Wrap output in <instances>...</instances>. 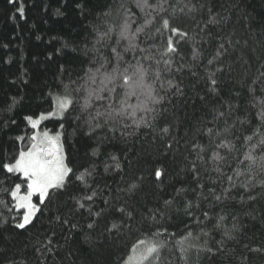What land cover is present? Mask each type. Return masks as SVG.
<instances>
[{
    "label": "trees",
    "instance_id": "1",
    "mask_svg": "<svg viewBox=\"0 0 264 264\" xmlns=\"http://www.w3.org/2000/svg\"><path fill=\"white\" fill-rule=\"evenodd\" d=\"M23 3L25 18L21 19L16 12L18 5L0 0V152L5 156L12 151L11 138L25 128L22 117L47 111L55 94L62 91L61 82L68 84L83 76L90 66L88 56L91 55H85L84 49L91 48L96 38L93 28L104 30L101 13L117 0H23ZM78 3H86L83 12L76 6ZM185 4L199 11L178 13L174 23L188 33L186 43L181 45L183 63L191 67L196 63L192 60V50L202 52L199 67L194 69L198 75L192 76L188 68L173 73L170 78L180 82L184 94L168 96L172 102L161 106L167 111L153 128L135 131L129 119L128 129L120 126L114 133L106 128L97 129L88 136L82 121L65 123V151L71 166L94 167V177L89 178L88 183L98 195L90 203L95 211H105L99 217H89L87 212L83 216H65L78 225L72 229L70 225L61 227L54 221L49 224V217L57 211L52 206L34 227L19 230L14 227L16 214L0 206V264L9 261L16 264H124L133 244L153 239L169 242L164 253L168 264H186L179 247H173L172 237L154 234L158 228H166L167 233H175L178 239L188 227L194 234H201V229L209 233L196 243L197 247H210L212 252L192 249L187 253V264H264V184L261 183L264 173L256 169L248 175L245 163L240 162L250 150L257 157L264 155L258 144L264 128L253 134L254 129L260 128L256 118L259 109L253 107V95L257 99L264 95L260 90L261 73H264V0H181L177 7ZM209 8L214 15L219 13L226 17V22L207 24ZM112 20L118 21V17L114 14ZM166 36L167 33L158 37L156 45L162 48ZM218 51L222 55L208 64ZM217 68L224 69L217 73L219 97L201 99L208 97L207 89L211 86L205 84L206 76ZM248 86L256 88V93L250 94ZM13 98L17 101L15 105ZM100 103L97 102V106ZM219 112H224L225 116L214 119ZM140 116L150 119L149 114L137 112V118ZM12 119L17 125L10 124ZM45 125L58 127L51 121H46ZM163 127L170 128L169 134L160 132ZM209 128L213 130L211 136ZM225 128H231V132L225 133ZM121 132L133 134L122 136ZM247 136H252V140L243 139ZM221 140L231 141L236 150L229 153L228 149H214V144L210 145V141L219 143ZM168 143L172 144L171 149L167 148ZM253 145L257 147L253 149ZM201 147L206 149L201 153L206 163L197 161V164L204 187L197 188L188 169ZM94 149L98 154L91 156ZM213 150L227 157V164L221 165L225 175L234 176L235 170L245 172L236 184H247V188H231L226 179L219 178L213 170ZM113 155L117 161L111 159ZM116 162L121 165L119 170L115 169ZM106 165L108 172L104 171ZM157 167L165 171L162 182L152 174ZM130 183L139 185L135 194L125 191ZM182 187L188 189L186 200L200 204L196 215L199 217L201 211H208L211 220L196 224L184 215L181 202L174 203L172 212L159 224L144 220L149 209L162 207L163 201ZM210 188L221 195L220 201L214 199L208 191ZM90 191L86 189L87 194ZM200 193L208 199L201 200ZM69 194L81 195L70 186L61 200L67 201ZM4 199L10 200L6 196ZM104 200L112 206H125L133 211L134 219L126 221L127 226L119 232L107 231L113 222L119 221L113 219ZM220 217H224L223 221ZM93 221L94 228L88 229L87 224ZM217 222L222 224L219 230L213 228ZM233 224L238 231L232 232L235 239L227 240L222 233L231 230ZM221 240L225 241L223 245L219 243ZM253 248L261 251H249Z\"/></svg>",
    "mask_w": 264,
    "mask_h": 264
},
{
    "label": "snow or ice",
    "instance_id": "2",
    "mask_svg": "<svg viewBox=\"0 0 264 264\" xmlns=\"http://www.w3.org/2000/svg\"><path fill=\"white\" fill-rule=\"evenodd\" d=\"M10 4L18 5L16 12L21 19L25 18V7L23 0H8ZM181 0L172 3L171 0H117L115 5L109 4L107 10L101 13V22L104 30L93 28L96 34L95 41L91 48H85L84 53L88 55L89 67L84 71L83 76L77 80H70L68 84L61 82L62 91L55 94L51 106L47 111L39 114H26L22 117L25 128L21 134L11 138L12 151L6 156L0 152V206H3L9 213H15L14 227L19 230H27L35 226V222L42 216L45 210L52 206L56 207V214L49 217V224L53 221L55 224L63 227L70 225L72 229L78 228V225L72 223L65 216H83L87 212L89 217H99L105 211L101 209L95 211L90 202H94L98 193L91 188L88 183L89 178L94 177V167H85L81 165L76 168L72 165L69 154L65 151V123L71 121H82L83 126L88 129L85 135L91 136L97 129L106 128L110 132H116L120 126L128 129L130 125L127 121L130 119L134 130L141 128L151 129L155 122L162 118L167 111L161 107L165 102L171 103L167 99L169 95H183L180 82H175L173 73H181L188 68L192 76H197L194 70L199 67V61L202 52L192 50L191 67L183 63L185 56L181 45L186 43L188 33L182 28L175 26V19L178 13L188 14L199 11L195 6L177 7ZM83 12L85 4L76 5ZM201 4L200 8L203 9ZM187 9V12H185ZM209 20L207 24L219 25L222 21L226 22V17L212 12L208 9ZM114 14L118 21H113ZM219 17V18H217ZM157 23L159 24L156 27ZM203 31V28L201 29ZM165 43L163 47L156 45L158 37L164 36ZM67 47V45H65ZM223 48V45H221ZM76 51V49H73ZM226 51V50H225ZM222 55L217 52L213 59L208 60V64H213ZM64 71L61 66V72ZM223 68H217L215 72L210 73L205 78V84L208 87V97H219L220 82L217 79V73H222ZM255 83V81L253 82ZM166 85V86H165ZM260 90L264 92V73H261ZM256 88L248 86V92L255 94ZM83 94L80 96L79 94ZM163 93V95L161 94ZM81 100L83 101L81 103ZM135 100V103L132 101ZM253 107L258 106L256 118L260 121V128L254 129L253 134L260 132L264 128V95L256 98L253 95ZM97 102H101L97 106ZM17 101L13 98V105ZM229 108L232 105L229 104ZM137 112L150 115L149 118L140 116L137 118ZM74 113H78L73 115ZM231 113H229L230 115ZM224 112H219L214 119L224 117ZM46 121H51L58 127L49 128L45 125ZM11 125H17V121L12 119ZM44 125V126H42ZM7 126V124H6ZM209 135H213L211 128L207 129ZM163 135L170 132L169 127L160 129ZM225 133L231 132V128H225ZM131 132H121L122 136L131 135ZM218 134V133H217ZM243 139L251 141L252 136ZM214 144V149H228L231 153L236 150L231 141L225 143L221 140L219 143L210 141ZM261 150L264 151V133L258 141ZM172 144L168 143L167 148L171 149ZM253 149L257 145L252 146ZM206 149L201 147L197 152V159L191 161L189 171L197 188H203L201 184L200 168L197 161L206 163L201 154ZM98 150L94 149L91 156H96ZM113 161H117L115 155L111 156ZM211 160L215 162L214 171L219 174L220 179H226L231 188L244 187L247 184H236V180L245 175L244 171L235 170L233 175H225L221 165L227 164V157L221 156L218 151L213 150ZM247 174L251 175L258 169L264 173V155L257 157L253 151L244 154V160ZM121 165L116 162L115 169L119 170ZM105 172L109 171V166H105ZM152 174L157 181L163 180L165 171L162 168H154ZM78 182V183H74ZM264 184V180L261 181ZM73 187L81 195L69 194L67 201H62L69 187ZM139 185L130 183L125 190L129 194H135ZM91 190L90 194L86 193ZM196 191V189H192ZM216 201L221 200V195H216L214 189H208ZM225 191H228L227 189ZM188 189H175L174 195L163 201V206L155 209H149L148 215L144 220L153 224H159L165 220L172 212L173 204L181 202L183 213L198 225L204 224L212 218L208 211H201L200 216L196 212L200 210V204H194L191 200H186ZM9 197L10 200L4 199ZM201 200H207L208 197L200 193ZM255 199V197H250ZM103 203L111 209V215L114 220L111 228L107 231L119 232L122 227L127 226L126 221L134 219V213L127 210L125 206H112L108 200ZM66 209V211H65ZM202 217V219H201ZM223 221L224 217L219 218ZM7 222V221H5ZM220 222L214 223L213 228L221 229ZM88 229L94 228V221L87 224ZM238 231L237 226L233 224L231 230H224L222 235L227 240H233L235 237L232 232ZM56 233L53 231V235ZM169 235L174 239L173 247L178 246L182 253V258L187 264V253L196 249L197 251L212 252L210 247H197V241L201 236H208L209 233L201 229V234H194L190 227L178 239L175 233H167V229H157L155 236L163 237ZM87 241V237L85 238ZM51 243V240L48 241ZM168 243L165 240L153 239L151 241L139 240L132 245L130 254L124 264H168L164 253L168 250ZM221 245L224 240L219 242ZM247 247V246H246ZM219 251V249H218ZM249 251L259 252L261 249L253 248ZM8 264H16L15 261H9Z\"/></svg>",
    "mask_w": 264,
    "mask_h": 264
}]
</instances>
